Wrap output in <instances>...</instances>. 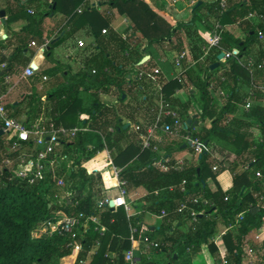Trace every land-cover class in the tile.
Wrapping results in <instances>:
<instances>
[{"label":"trees","instance_id":"1","mask_svg":"<svg viewBox=\"0 0 264 264\" xmlns=\"http://www.w3.org/2000/svg\"><path fill=\"white\" fill-rule=\"evenodd\" d=\"M34 1L23 3L22 0H16L14 4L8 2V5L14 16L36 18L29 16L25 8L35 6L38 11L39 6L35 5ZM97 2L107 9L98 11L92 7L90 0H52L45 11L37 12L40 19H34L35 27L39 28L43 18L52 12H60L67 18V23L61 30L63 33L47 46L46 59L51 57L54 48L74 38L76 34L80 33L90 42L79 53L82 68L74 75V79L79 83L62 87L49 94L45 104L34 92L24 96L21 103L25 104L28 111L23 123L30 126L40 120L41 124L52 122L56 128L79 127L86 128L87 131L77 133L70 141L63 140L62 148L52 155L65 156L66 160L71 162L67 170L64 169L63 162L61 169L55 173L57 178L63 179V188L56 186L50 173L46 174L44 180L35 181L34 184L16 178V163L11 167L3 166V160L8 157L15 158L16 153L9 151L6 137L0 135V264H58L62 258L71 255L74 242L81 245L75 264H83L91 253L90 264H126L124 254L131 249L130 228L133 226L138 228L135 240L142 241L144 236H148L153 240L157 239L160 244L158 249L148 250L151 252L148 255L157 252L166 258L160 263L155 260L146 261L144 256H139L137 264H192V258L204 247L208 248L215 264H220L218 243L214 242V238L220 227L227 228L231 225L235 234L228 230L220 243L224 246L227 264H241L245 256L252 251L250 247H244V243L250 242L248 234L259 229L264 220V210L259 200L260 196L264 197V107L250 105L243 118H236L237 121L244 122L246 127L258 128L260 140L257 142H252L248 133L238 134L235 138L229 136L230 125L227 124V118L236 111L234 103L241 102L237 91L238 82L245 80L249 83L253 75L264 72L255 71L249 74L248 70L237 62L248 58H253L256 62L264 61V0H225V9L221 8L220 0L201 2L194 7L192 18L188 22L173 24L162 18L157 10L143 0ZM52 4L55 5L54 10ZM78 7H81L80 13L75 11ZM202 11L205 12L206 18L201 17ZM250 13L261 15L263 19L256 23L250 22L247 20ZM115 15L124 16L130 22V33L125 38L111 27ZM215 22L224 27L237 25L244 37L236 38L225 29L218 48L209 50H215L212 60L199 61L210 43V32ZM104 29L106 33L102 34ZM258 30L263 34L262 39L257 36ZM134 34L146 41L143 48L137 44ZM41 35L42 31L25 30L14 36L16 45L11 52L0 53V65L6 66L2 70L4 74L1 75L0 70L1 82L6 74L14 72L16 66L25 67L29 64L34 51L28 48V45L33 37L41 39ZM184 39L192 44L196 62L187 67L184 65L185 58L181 60L182 82H177L175 78L166 80L160 69L155 79L146 75L137 78L139 71L150 72L157 65L166 63H159L156 54V49L163 51L164 46H167V50L162 56L174 54L169 65L177 69L174 59L184 52ZM254 48L257 49L255 53ZM220 53H231L232 56L217 62ZM147 56L149 59L145 61ZM215 63L218 67L210 70V66ZM65 69L56 64L53 68L35 73L29 80L36 84L43 76L54 77L59 73L63 74ZM220 70V75L213 76ZM83 83H88V87H84ZM157 84L161 86L163 100L169 103L182 122L181 134L190 132L202 142L205 150L194 162L183 161L182 170H176L175 155L185 150L194 155L192 148L181 149L178 144L159 146L153 140L149 149H143L141 141L137 145L136 141L130 140L128 147L133 151L128 160L137 157L139 162L122 169L119 178L125 182L126 190H145L143 201L148 204L142 206V213L133 218H128L122 207L113 210L108 207L96 208L97 201L102 199L101 188H107L102 170L110 164L104 156L103 162L96 161V155L102 153L105 148L111 149L118 144L129 130H123L119 121L122 111L120 104L124 101L122 96L131 88H136L140 89L144 94V101H147L152 94H157ZM182 87L188 89L189 95H193L192 89L198 93L200 104H194L193 108L198 116L196 120L210 121L209 127L203 126L199 131H193L194 120H191L190 124L187 123L192 99L181 104L173 98L174 90ZM210 88L213 92L222 90L226 95L219 110L214 107ZM260 92L258 89L253 90V94ZM83 93L88 94L87 101L82 96ZM100 94L114 95L119 105L103 103ZM242 99L245 104L249 96L246 95ZM10 116L17 119L19 113L13 111ZM163 122L171 124L173 120L167 116ZM110 127H113L114 134L107 132ZM157 134L162 137L161 144L168 137L160 131H157ZM232 145L239 147V153L246 155L242 161L244 167H254L260 177L254 176L253 180H249L246 172H242L233 176V186L228 191L209 192L203 184L208 178L215 177L222 171L218 168L213 170L215 160L212 159L211 153L215 147ZM153 147H158L161 153L154 151ZM165 158L169 159L168 170L162 171L154 163L163 162ZM114 163L122 167L116 159ZM183 180L186 182L184 193L180 191ZM168 188H172V191ZM226 196L228 200L224 201ZM194 197H200L207 201V204L204 205L202 200L192 202ZM181 204L186 208L181 209ZM190 210L201 212L196 216L195 222L189 216ZM162 211L164 216H161ZM58 212L75 217L82 213L80 223L83 224L75 230L74 238L59 231L33 238L32 233L38 225ZM145 212L160 217L158 229L143 230L141 222ZM240 213L244 216L237 222L236 217ZM91 216L99 219L104 229L102 235L94 229V224L87 220Z\"/></svg>","mask_w":264,"mask_h":264},{"label":"crops","instance_id":"2","mask_svg":"<svg viewBox=\"0 0 264 264\" xmlns=\"http://www.w3.org/2000/svg\"><path fill=\"white\" fill-rule=\"evenodd\" d=\"M27 1L28 0H22L23 3ZM90 1L92 7H94L97 10L99 8L102 9L104 7V6H100L97 0H90ZM143 1H145L155 10H157L159 14L162 16V18H165L170 24H173L178 22H188L192 18L193 9L197 4L201 2L211 3L214 0H143ZM8 2L14 4L16 0H0V14L1 12L3 13L2 16L0 15V53L7 54L11 52V50L14 48L13 46L16 45L15 42L16 38L14 36L17 33L25 30L32 32L36 30L42 31L41 39L34 37L32 38V41L34 40L36 46L35 47L31 46L30 43L28 45V48L32 49L34 53L27 66L30 65L36 67L35 73L37 72L41 73L44 70L53 68L56 64H59L64 68H66L63 74L59 73L54 77H46L45 78L46 80L42 79L43 77H45L43 76L41 79H39L38 83L33 84L32 81L29 80L30 77L23 76V71L27 66L25 67L16 66L12 74L10 75L6 74L4 76V79L6 76H8V79H6L7 81L4 79H2L3 80L2 82L0 81V92L4 95L5 108L7 109L10 115L13 113V111L14 112L18 111L19 116L17 119L24 122L27 118V111H28L25 104L21 103V100L23 99L24 96L30 95L32 92H34L41 97L42 103L45 104L46 97L49 94L56 92L58 89L62 87H67L70 85L77 84L78 80L74 79L75 78L74 75L82 68V64L79 58V53L83 49V48H78L77 41L78 40L84 41L87 47L90 40L87 39L85 36L80 35V33L76 34L74 38L54 48L51 57L46 59L45 51L47 50V47L46 48L42 47L41 45L42 41L48 40L49 41L48 45H49L52 40H57L59 38V35L63 33V31L61 30L64 29L67 23V18H65V16L62 13L55 11L54 13L52 12L49 16L43 18L42 24H40V26H38L39 28H37L34 25V21L40 19L37 12L45 11L48 8V4H50L52 0H35L34 4L39 6L38 11H37V7L35 6L25 7L26 13L29 16H35L36 18H28L26 16H14L11 12V7H9L8 5ZM53 6L55 9V5L53 4L51 5L52 9ZM5 9H7L6 12ZM78 9L81 10V7H78L75 10L76 13H78L77 12ZM28 10L32 11L33 14H30ZM259 16L261 15H257L256 18H259ZM201 17L206 18V14L204 11L201 12ZM249 21L254 23L258 22L256 19H250ZM127 22L128 21L126 18H116L115 15L111 27L118 35H120L122 38H125L128 36V33H130V26L128 25L123 29H121L120 26L121 24H126ZM225 29L236 38L244 37V34L241 33L242 30L237 25H227ZM134 35H135L134 39H136L137 44H139V46L143 48L146 44V41L141 39L138 34H134ZM136 41H134L133 44H135ZM184 42H185L184 53H186L184 65L190 67L193 66L196 62L195 58L193 57V53L194 54L196 53L195 51L193 52L192 44H190L189 40L184 39ZM166 50H167V46H164L163 51H161L158 48L156 49V54L159 63L166 61V63L157 65L156 68L160 69L164 75L163 77H165V79L168 80L169 78H174L173 76H175V74L177 73V69L169 65V63H171L172 59L174 58V54L170 53L167 54L166 57L162 56L163 52ZM256 50L257 49L254 48L253 53H255ZM214 52L215 50H212L208 53L204 51V56L201 57L199 61H203V60L206 62L211 61ZM148 59L149 56L145 58V61ZM217 62L219 61L217 60ZM1 65H0V70L2 71ZM221 73L222 70H220L216 75L213 76L217 77ZM2 74H4L3 71L1 72V75ZM253 76L254 77L249 83H247L245 80H240L238 82L237 91L240 95L239 97L241 98V102L238 101L237 103H234V106L236 107V111L235 113L228 115L227 121L229 122H227V124L230 125V128L228 130L229 136L235 138L238 134L248 133L250 135V140L252 142H257L260 140V132L258 128L256 126L250 128L246 127V124L244 122L237 121L236 119V118H243L244 115L248 112V110L245 109V105L247 102H250L251 106L260 105L264 107L263 94L261 92L260 94H253L254 89H258L259 91H261L260 89L264 86V72L260 74H255ZM83 86L88 87V83H83ZM80 89L81 91L83 90L82 87ZM210 91L213 96L214 107L216 110H219L223 106L226 95L225 94L224 96L220 95V91L222 90L213 92L210 88ZM192 92L193 95H189L187 88L184 87L176 88L173 92V98L181 104L188 102L190 98L192 99L191 107H190L191 109L188 111V116H189L188 120H190V122L191 120H194L192 129L193 131H199L203 126L209 127L210 121L196 120L198 119V116L193 108H194V104L195 105L200 104V97L198 93L195 92V90L192 89ZM158 95H159L158 92L157 94L154 93L152 94V97L149 100L144 101L145 97L144 94L141 93L140 89L131 88L130 91H128L125 95L122 96V100L124 101L120 104V106H122V111L120 113L119 121L123 125L122 128L123 130H127V129L129 130L118 144H116L111 149L105 148V150L102 153H98L95 158L96 161H100V159H102V157L104 156L106 157V160L110 163L108 164L109 165L108 167L102 170L104 174L103 181L107 185V188H101L100 196L102 199L109 198L111 200H114V198H116L118 195L117 189L114 187L116 183L115 179L113 178L114 171L116 170L120 172L122 169L126 167H132L136 165L135 163L139 162L137 157L128 160V158L130 157L133 151V149L131 150V148H129L128 146L130 144V140L136 141L137 142L136 144L139 145L140 137L145 134L146 127L154 123L155 120H157L160 111L159 109L160 102L158 99L159 98ZM246 95L249 96V100H247L246 103L243 104L242 98ZM82 96L87 101L88 94L83 93ZM250 97L253 99H251ZM100 100L106 104H111V103L118 104L116 97L114 95L100 94ZM72 114H74V111L72 112ZM43 118L44 120L47 119L46 117ZM234 120H236V122H233ZM39 121H36L35 123H39ZM107 132L109 134H114L113 127L108 128ZM186 135H182L181 131H179L176 135H172V139L170 140V142L165 143V145L171 144L172 146H174L178 144L181 149H186L187 147L191 149V147L187 145L188 142L185 139ZM160 140H162V137L159 134H156V139L154 141H156L159 146H163V143L161 144ZM215 148L216 149L214 150V152L212 151L211 153L212 159L215 160L214 167L221 169L222 171H220V173H218L215 177L208 178L203 184V187H206V189L209 192H216L217 190H221L223 192L228 191L233 186V176L236 174L238 175L242 172H246V175L248 176L249 180L254 179L256 170L252 166L250 168H247L246 170L244 169V165L242 164V161L245 159L246 155L243 153H239L240 152L239 147L236 148L232 145L231 147L218 146ZM124 151H126V153L122 154V152ZM196 157L197 156L193 155V153H191L189 150L182 151L175 155L176 161L182 160L185 163L194 162ZM115 159L118 162V164L122 165V167H119L114 163ZM222 159L223 162H221ZM67 165H68L67 162L63 163V167L65 166L64 169H66ZM233 168L235 169L234 171L232 170ZM263 189H264V185H263ZM145 194L146 192L142 188L127 190L125 201L131 204L130 206L131 214L140 215L142 213V208H143L142 206L144 205L147 206L148 203L143 201ZM142 215L143 216H142L141 227L143 228V230L148 228L152 230L158 229V226L160 224H158V222L152 223L150 219V217L154 215L148 212H145ZM155 218L159 219L160 217L156 216ZM226 229L227 228L220 227L219 233L214 238V242L216 244L218 243L217 246L222 247V249L224 248V246L220 242L222 241L225 232H227ZM230 230L231 231L229 232L234 231L233 228ZM233 234L235 233L233 232ZM248 239L250 240V242L244 243V247L246 246L250 247L252 251H250V254L248 256H245L241 264H264V222H262L261 227L259 229L252 230L248 234ZM207 249H208L207 247L201 249V251L198 252L192 258V264H215L213 258L210 255L209 250ZM129 250L133 251L136 264L139 261V256H144L146 261L155 260L161 263L166 260L165 255L159 254L157 252L154 255L151 256L148 255L151 253L150 251H148L149 249L144 244L138 243L137 241L131 242V249ZM77 255H78V250L73 249L71 251V255L62 258L58 264H75ZM109 256H111V254H109ZM91 258H92V253L88 255L84 264H90Z\"/></svg>","mask_w":264,"mask_h":264},{"label":"built area","instance_id":"3","mask_svg":"<svg viewBox=\"0 0 264 264\" xmlns=\"http://www.w3.org/2000/svg\"><path fill=\"white\" fill-rule=\"evenodd\" d=\"M221 8L225 9V0H220ZM30 14H33L32 11L28 10ZM78 13L81 12L80 9L77 10ZM255 13H250L247 16V19H256L260 21L263 19L262 16L256 18ZM252 17V18H251ZM225 31V27L220 25L218 22H215L213 25V29L211 33V40L208 47L204 50L205 52H209L211 48H218V45L221 42L222 32ZM259 39L263 38V34L261 30L256 31ZM106 30H102V34H105ZM48 40L42 41V47L46 48L48 45ZM31 46H36V43L33 41L30 42ZM78 48H84L86 45L84 41H77ZM206 53V54H207ZM186 53L182 52L174 59V65L177 68V74L174 76L177 82H182V70H181V60L185 58ZM231 53H224L223 60L231 58ZM237 62L245 67L249 74H253L255 71H264V61L256 62L253 58H248L247 60H237ZM6 68L5 64L1 65V69L4 70ZM34 68L32 66H27L23 71V76L31 77L34 76L35 73ZM159 74L158 68L153 69L150 72H146L145 70H141L138 72V77H143L144 75L150 76V78L155 79V76ZM46 77H43V80ZM8 79V76L5 77L4 80ZM7 81V80H6ZM158 90V99H159V116L154 123L150 124L146 127L145 134L140 137L141 146L143 149H149L151 147V141L156 139L157 131H160L164 135L172 136L176 135L181 129H183L182 122L179 120L176 112L172 110L169 106L168 102H165L162 98V94L160 93L161 86L157 84L156 86ZM264 94V86L260 89ZM220 95L224 96V92L220 91ZM250 102H247L245 105V109L249 110ZM170 116L173 120L171 124L163 122L164 118ZM0 131L6 137V141L9 143V151L16 153L15 158H5L3 160L4 167H11L13 164L16 168L14 170V176L21 180H26L29 184H34L35 181H42L45 179L46 174L50 173L52 175V181L56 183V186L59 188L64 187V181L62 178H57L55 173L57 170L61 169V164L63 162H67L66 170L69 168L71 162L66 160V157H52V155L56 154L58 150L62 148V141H70L72 140L77 133L86 132V128L74 127L70 129L66 128H56L52 122H48V124L35 123L33 125L27 126L23 121L13 118L9 115V112L5 108L4 105V95L0 92ZM186 141L190 144L189 146L193 149L194 155L199 156L205 150V146L202 142L191 135L190 132L187 133L185 137ZM154 151H157V147H153ZM169 159H163V162L156 163L155 166L160 168L162 171L168 170ZM183 161H176L175 169L182 170ZM247 169V166L244 167ZM213 170H216V167H213ZM256 177H260L259 172H255ZM113 178L116 183L114 187L117 189V197L114 200L109 198L101 199L97 202V207L101 209L102 207H109V202H113V208L122 207L124 208L127 217L132 218L135 215L131 214V204L125 201V197L127 195V190L125 187V182L119 178V172L114 171ZM185 184L186 182L183 180L180 184V191L185 192ZM169 191H172V188H168ZM202 200L200 197H194L192 202H198ZM228 200V196L224 198V201ZM259 200L261 202V207L264 210V197L260 196ZM203 204L206 205L207 201L202 200ZM77 205V203H76ZM181 209H185L186 206L184 204L180 205ZM201 212L196 210H190L189 216L192 218V221H196V216ZM82 213H79L77 217L75 216H65L61 213H56L51 219L41 223L32 233L33 238H39L42 235H50L56 231L69 234L72 238L75 236V230L78 229L82 224L80 223V219L82 218ZM161 216H164V212H161ZM244 214L240 213L236 217V221H241L243 219ZM92 224H94V229L99 232L100 235L103 234L104 229L100 225V221L96 216H91L87 218ZM264 222V220L262 221ZM232 225L227 227V231L232 229ZM138 232V228L133 226L130 228V240L131 242L137 241L135 240V236ZM226 233V232H225ZM138 243L144 244L149 250L150 249H158L160 244L148 236H144L142 241H137ZM73 249L80 251L81 245L79 242H74ZM221 262L220 264H227L225 257V250L222 247H218ZM124 261L127 264H136L135 257L133 255V251L128 250L124 254Z\"/></svg>","mask_w":264,"mask_h":264},{"label":"rangeland","instance_id":"4","mask_svg":"<svg viewBox=\"0 0 264 264\" xmlns=\"http://www.w3.org/2000/svg\"><path fill=\"white\" fill-rule=\"evenodd\" d=\"M105 8V9H104ZM106 6H104L102 9L101 8H99L98 10H100V12L101 11H104V10H106ZM104 9V10H103ZM114 14H116L115 13V11H114ZM116 18H125L124 16H119V15H116ZM128 21V20H127ZM118 24V23H117ZM119 24H120V21H119ZM130 26V22L128 21L126 24H121V29H123V28H125L126 26ZM172 59V58H171ZM172 139V136H168V138H166V140H164L163 141V145H165V143H168V142H170V140ZM159 153H161L160 151H159ZM103 158L102 159H100V162H103ZM144 206H146V205H144ZM156 216L154 215V216H151L150 217V219H151V222L152 223H156V222H158V224H160V222H161V219L159 218V219H156L155 218ZM84 264V263H83Z\"/></svg>","mask_w":264,"mask_h":264},{"label":"water","instance_id":"5","mask_svg":"<svg viewBox=\"0 0 264 264\" xmlns=\"http://www.w3.org/2000/svg\"><path fill=\"white\" fill-rule=\"evenodd\" d=\"M53 9H54V6H53ZM0 15L2 16L3 13L1 12ZM223 56H224V53H220V54L218 55V57H217V60H218V61H221V60L223 59ZM217 67H218V64H217V63L212 64V65L210 66V70H214V69L217 68ZM32 68L36 69V67H34V66H32ZM187 123L190 124V120H188ZM124 129H125V128H124ZM1 134H2V132L0 131V135H1ZM187 145L189 146L190 144L188 143ZM108 205H109L108 208H110L111 210L114 209V208H113V202L110 201Z\"/></svg>","mask_w":264,"mask_h":264}]
</instances>
